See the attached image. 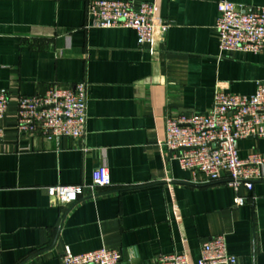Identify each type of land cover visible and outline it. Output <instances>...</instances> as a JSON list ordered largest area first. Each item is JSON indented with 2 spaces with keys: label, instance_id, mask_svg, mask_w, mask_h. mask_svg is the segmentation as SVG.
I'll use <instances>...</instances> for the list:
<instances>
[{
  "label": "crops",
  "instance_id": "1",
  "mask_svg": "<svg viewBox=\"0 0 264 264\" xmlns=\"http://www.w3.org/2000/svg\"><path fill=\"white\" fill-rule=\"evenodd\" d=\"M91 1L0 0V89L10 97L0 121V264H60L65 247L116 250L117 264L171 253L194 262L219 235L236 264H264V168L252 191L235 193L224 180L192 183L161 145L166 117L207 113L215 91L255 92L264 50L221 53L215 22L221 1L250 13L264 0H119L151 4L170 26L142 48L131 29L92 27ZM80 82L83 137L48 142L17 131L18 98ZM236 150L264 155V138L240 140ZM98 168L109 186L85 188L74 205L47 195L51 186L91 184Z\"/></svg>",
  "mask_w": 264,
  "mask_h": 264
},
{
  "label": "built area",
  "instance_id": "2",
  "mask_svg": "<svg viewBox=\"0 0 264 264\" xmlns=\"http://www.w3.org/2000/svg\"><path fill=\"white\" fill-rule=\"evenodd\" d=\"M87 17L92 27L99 29H131L138 47L151 46L164 36L169 24L155 16L149 3L133 8L125 1L94 0L87 6ZM217 42L221 53L233 51L260 53L264 50V4L250 13L236 10L234 4H217L215 22ZM10 97L0 89V121L7 111ZM17 131L29 133L48 142L60 138H81L85 135L87 119L86 85L75 84L73 89L49 87L42 96L17 99ZM162 147L179 168L188 172L196 184L224 183L235 193L242 186L252 191L253 183L261 178L264 155L249 154L240 158L236 143L249 138H264V77L256 84L251 95L215 91L209 111L205 114H178L163 122ZM4 130L0 126V155ZM105 168L92 173V183L79 186H51L49 197L62 205L77 203L85 188L109 186ZM246 197L236 195L233 203L241 207ZM119 251L100 248L81 254L63 249L60 264H117ZM235 256L228 253L225 238L213 237L199 247L194 262L181 253L162 254L146 264H236Z\"/></svg>",
  "mask_w": 264,
  "mask_h": 264
}]
</instances>
